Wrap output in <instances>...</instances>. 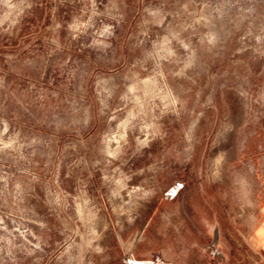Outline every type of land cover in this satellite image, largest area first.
Listing matches in <instances>:
<instances>
[{"label":"rangeland","instance_id":"1","mask_svg":"<svg viewBox=\"0 0 264 264\" xmlns=\"http://www.w3.org/2000/svg\"><path fill=\"white\" fill-rule=\"evenodd\" d=\"M151 218L264 264V0H0V264H119Z\"/></svg>","mask_w":264,"mask_h":264},{"label":"crops","instance_id":"2","mask_svg":"<svg viewBox=\"0 0 264 264\" xmlns=\"http://www.w3.org/2000/svg\"><path fill=\"white\" fill-rule=\"evenodd\" d=\"M152 220L143 221L133 247L118 257L119 264H242L245 261L248 244L245 235L237 234L235 238L210 232L200 235L183 225H177L172 233L164 222V228L153 234L149 232Z\"/></svg>","mask_w":264,"mask_h":264}]
</instances>
